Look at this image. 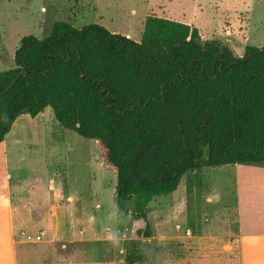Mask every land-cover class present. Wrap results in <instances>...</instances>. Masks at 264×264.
<instances>
[{"label":"trees","instance_id":"trees-1","mask_svg":"<svg viewBox=\"0 0 264 264\" xmlns=\"http://www.w3.org/2000/svg\"><path fill=\"white\" fill-rule=\"evenodd\" d=\"M261 49L236 57L197 28L154 15L139 41L55 22L42 39L22 37L14 67L0 72V142L19 116L50 107L60 127L98 142L115 172L116 206L133 201L143 223L135 234L149 238L148 205L174 194L188 172L264 165ZM142 250L134 243L125 264L139 263Z\"/></svg>","mask_w":264,"mask_h":264},{"label":"rangeland","instance_id":"rangeland-1","mask_svg":"<svg viewBox=\"0 0 264 264\" xmlns=\"http://www.w3.org/2000/svg\"><path fill=\"white\" fill-rule=\"evenodd\" d=\"M149 15L191 25L202 41L227 46L236 57L246 46L264 47V0H0V72L14 67L22 37L42 39L55 22L77 29L97 24L139 41ZM15 137L21 145L12 143ZM6 141L13 181L32 188L24 194L32 204L18 233L70 229L92 237L85 264H125L134 243L143 249L135 264L229 263L221 246L231 236L219 228L222 220L234 218L236 176H229L238 164L188 172L174 194L150 202L152 234L142 238L135 234L143 223L132 216L133 201L127 211L116 206L115 172L100 158L98 142L60 127L50 107L39 117L17 120Z\"/></svg>","mask_w":264,"mask_h":264},{"label":"crops","instance_id":"crops-1","mask_svg":"<svg viewBox=\"0 0 264 264\" xmlns=\"http://www.w3.org/2000/svg\"><path fill=\"white\" fill-rule=\"evenodd\" d=\"M40 115L42 112L34 118ZM24 116L28 115L19 116L15 122ZM9 134L10 131L0 142V264H80L79 255L82 256V264H85L86 246L94 238L74 234L70 229H34V234H21L15 229L20 218L31 210L29 203L32 202L24 198V194L27 188H32L12 179L6 141ZM12 143L22 144L17 137ZM20 148L23 149V146ZM19 151L17 149L16 152ZM233 170V176L226 175L236 176V181L232 182L235 184V214L233 223L228 218L221 221L219 229H225L223 231L231 236L225 243L227 245L221 246L223 255L228 264H264V165L238 164L233 166ZM50 188L48 186L49 192ZM41 215L46 219V214ZM36 237L39 239L36 240ZM72 247L76 249L75 254H69Z\"/></svg>","mask_w":264,"mask_h":264},{"label":"water","instance_id":"water-1","mask_svg":"<svg viewBox=\"0 0 264 264\" xmlns=\"http://www.w3.org/2000/svg\"><path fill=\"white\" fill-rule=\"evenodd\" d=\"M262 51H264V49L259 50L257 53H260V52H262ZM254 54H255V53H254ZM251 55H252V54H249V55L244 56V57L242 58V60H245V59L249 58ZM15 80H16V78L12 81V83L8 86V88L5 89V91L8 90V89L12 86V84H13V82H15Z\"/></svg>","mask_w":264,"mask_h":264},{"label":"built area","instance_id":"built-area-1","mask_svg":"<svg viewBox=\"0 0 264 264\" xmlns=\"http://www.w3.org/2000/svg\"><path fill=\"white\" fill-rule=\"evenodd\" d=\"M188 233V232H187ZM39 239V237H36V240H38Z\"/></svg>","mask_w":264,"mask_h":264}]
</instances>
